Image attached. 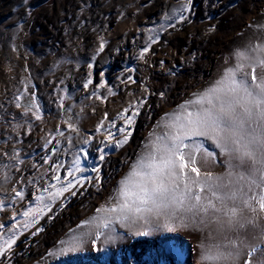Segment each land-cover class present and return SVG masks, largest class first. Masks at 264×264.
<instances>
[{
  "label": "rangeland",
  "instance_id": "374dc122",
  "mask_svg": "<svg viewBox=\"0 0 264 264\" xmlns=\"http://www.w3.org/2000/svg\"><path fill=\"white\" fill-rule=\"evenodd\" d=\"M251 47H264V0H0V242L16 240L0 264H202L203 244L234 237L179 221L169 230L163 216L96 225L115 216L106 208L165 114ZM196 156L201 173L228 171L224 155ZM77 179L51 202L49 185ZM39 195L51 210L32 223L23 213L42 207Z\"/></svg>",
  "mask_w": 264,
  "mask_h": 264
},
{
  "label": "snow or ice",
  "instance_id": "6c2138e0",
  "mask_svg": "<svg viewBox=\"0 0 264 264\" xmlns=\"http://www.w3.org/2000/svg\"><path fill=\"white\" fill-rule=\"evenodd\" d=\"M236 56L239 62L226 68L220 79L195 93L193 99L180 106L179 112L165 114L163 122L157 125L161 131L150 134L153 138L145 145V152L121 179L106 208L115 216L103 218L97 229L107 228L113 220L130 228L140 221L149 225L153 217L163 216L167 221L164 227L169 230L179 221L183 227L209 229L210 235L213 231L235 233L232 238L225 235L221 242L203 244L202 264H239L241 258L243 264H264V76L257 74V68L264 69V47L237 51ZM16 106L21 107L19 103ZM29 111L31 105L25 107L24 114ZM33 115L40 118L36 112ZM132 119L129 117L128 123ZM68 126L73 128L71 124ZM195 138L203 139L197 142ZM127 139L126 136L117 141L116 147L123 146ZM206 141H211L219 153L207 148ZM196 154H201L205 161L226 156L228 171L222 176L201 173L196 166ZM103 158L101 155L100 159ZM76 164L79 171V160ZM55 179L59 181L60 177ZM78 182V179L69 180L60 188L49 185L55 189L49 193L51 202ZM49 188L44 191L48 192ZM15 195L23 199L20 191H15ZM36 199L42 207L23 213L26 217L33 216L32 223L45 208L51 210L43 195ZM29 226L26 221L24 228ZM7 227L0 224V229ZM249 229L250 235L241 237V232L247 233ZM100 235L97 231L96 237ZM14 237L15 234L8 235L0 242V257L15 244ZM254 256L256 259H252Z\"/></svg>",
  "mask_w": 264,
  "mask_h": 264
},
{
  "label": "bare ground",
  "instance_id": "6f19581e",
  "mask_svg": "<svg viewBox=\"0 0 264 264\" xmlns=\"http://www.w3.org/2000/svg\"><path fill=\"white\" fill-rule=\"evenodd\" d=\"M250 18H251L250 16H248V17H247V22H249V21H250ZM116 188H117V187H116Z\"/></svg>",
  "mask_w": 264,
  "mask_h": 264
}]
</instances>
